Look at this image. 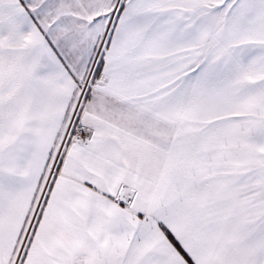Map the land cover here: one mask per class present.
<instances>
[{
  "label": "snow or ice",
  "instance_id": "obj_1",
  "mask_svg": "<svg viewBox=\"0 0 264 264\" xmlns=\"http://www.w3.org/2000/svg\"><path fill=\"white\" fill-rule=\"evenodd\" d=\"M0 264H264V0H0Z\"/></svg>",
  "mask_w": 264,
  "mask_h": 264
}]
</instances>
